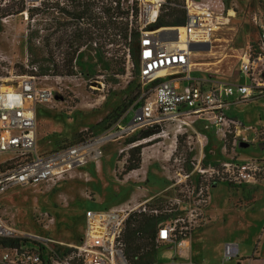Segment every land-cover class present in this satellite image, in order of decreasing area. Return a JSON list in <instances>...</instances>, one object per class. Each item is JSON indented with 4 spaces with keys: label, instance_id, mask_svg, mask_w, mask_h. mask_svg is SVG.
<instances>
[{
    "label": "rangeland",
    "instance_id": "rangeland-1",
    "mask_svg": "<svg viewBox=\"0 0 264 264\" xmlns=\"http://www.w3.org/2000/svg\"><path fill=\"white\" fill-rule=\"evenodd\" d=\"M174 1L180 4L183 1L185 5L186 0ZM223 2L227 13L231 14L230 22L212 35L211 51L193 54L192 63L196 72L192 75L210 76L217 81H235L238 84L245 82L243 75H239V55L257 41L253 18L258 9L255 0ZM18 3V0H0V88L10 86L14 76L30 74L34 72L31 67H36L35 76L47 78L37 80V87L54 92L51 100L36 109L38 149L55 150L92 136L102 139L96 144L101 153L96 161L91 159L58 181L15 187L0 195V218L19 232L52 239L55 244L50 245L49 250L62 254L67 246L81 243L85 214L89 211L107 212L120 207L141 210L144 204L160 211L166 208L176 210L174 200L181 199L190 204H187L188 208H199L193 214L201 213L197 215L198 226L190 236V251L194 260L219 264L224 259V247L229 244L236 245L238 252L226 264H264V258L260 257L261 247L264 248V212L261 206L256 205L255 191L240 185L228 187L224 182H213L208 175L198 174L189 163L186 164L191 155L197 156L196 149L189 153L187 142L191 140L180 135L175 140L171 128L162 125L157 133L150 136L147 135L150 127L124 131L129 102L143 89L132 66L128 46H124L121 40L112 41L105 46L103 61L97 58L95 51L84 46L74 57L72 74L63 69H51L46 75H39L41 65L30 64L27 53L29 20L26 10L4 17L7 12L17 10ZM53 14L57 18L62 17L57 11ZM36 21L39 23L36 45L43 51L40 60L50 58L61 64L66 49L65 46H55V43L63 32L59 31L52 37L50 49L45 51L43 38L47 32L44 24L49 20L44 14L38 15ZM80 26L86 25L82 22ZM146 27V30L161 28L154 25V28ZM68 29L73 28L68 26ZM122 64L124 72L120 75L117 70ZM263 103V100L256 99L230 105L228 114L243 124L244 132L237 138L236 144H232L233 150L227 153V157L223 156L213 131L205 130L202 124H195V129L209 138L203 161L214 164L232 157L236 162H256L260 168L258 201L264 200V126L260 124H264ZM86 132L90 134L86 135ZM142 132H146V137L134 143H125L132 135L144 136ZM136 146H142L140 168L124 174L128 151ZM3 159L0 157V161ZM182 160H185L183 166L191 176L183 187H173L171 180ZM206 197H210L206 203L200 202ZM180 207H185V204ZM254 208L257 211L251 214ZM183 214L177 209L169 216H158L166 219L180 215L184 218ZM45 215L52 219L51 223L47 222ZM173 250L170 246L158 248L156 263L168 261Z\"/></svg>",
    "mask_w": 264,
    "mask_h": 264
},
{
    "label": "built area",
    "instance_id": "built-area-1",
    "mask_svg": "<svg viewBox=\"0 0 264 264\" xmlns=\"http://www.w3.org/2000/svg\"><path fill=\"white\" fill-rule=\"evenodd\" d=\"M40 1L24 0V4L26 8L39 6ZM133 2L139 10L136 54L138 78L143 89L126 111L124 120H127V127L124 131L133 132L143 127L158 129L164 125L171 128L175 140L177 135L191 140L187 142L189 153L196 149L197 156L191 155L186 164L189 163L201 176L208 175L213 182L221 181L228 185L249 187L258 184L260 168L256 162L241 163L231 157L203 166L209 139L195 129V124H202L205 129L213 131L223 156L227 157V153L233 150L232 144L235 145L244 132L243 124L228 115L229 106L264 97V0H255L258 11L253 19L257 41L240 53L239 73L245 82L235 85H208V81L192 75L193 54L205 52H191L189 46L208 43L211 51L212 35L230 22L231 14L227 13L223 0H186L185 25L176 28V35L168 34L163 38L159 36V29L146 30V26L155 27L166 0H130L129 4ZM82 22L83 19L77 21L79 25ZM140 22L143 25L140 26ZM179 28L185 30L182 38ZM181 45L184 50L180 49ZM31 69L34 72L14 76L10 86L0 88V157L4 158L0 161V195L15 187L58 181L91 159L96 161L101 153L96 144L102 139L92 136L49 152L38 150L36 109L51 100L54 92L37 87V80L47 78L35 76L36 67ZM160 72L164 74L159 75ZM228 139L232 141L230 149L227 148ZM184 161L172 177L173 187H183L190 179L191 173H187ZM207 198L200 202L206 203ZM174 203L177 204L176 210L183 211L184 218L175 215L159 222L156 242L174 247L178 258L154 264H202L189 260L190 236L198 226L197 215H201L193 213L199 208H188V203L181 199H175ZM181 204L185 207H180ZM141 206V210L120 207L107 212H87L81 243L67 246L62 254L49 250V246L55 244L52 239L19 232L0 218V264H128L119 238L130 213L142 212L156 217L161 214L169 216L176 211L174 208L160 211L147 204ZM45 218L48 223L52 222L48 215ZM237 252L236 245L226 244L224 259L219 264H226Z\"/></svg>",
    "mask_w": 264,
    "mask_h": 264
},
{
    "label": "trees",
    "instance_id": "trees-1",
    "mask_svg": "<svg viewBox=\"0 0 264 264\" xmlns=\"http://www.w3.org/2000/svg\"><path fill=\"white\" fill-rule=\"evenodd\" d=\"M17 10L7 12L5 16L15 15L26 10L28 14L26 48L30 64L41 65L39 75H46L51 69L65 70L66 73H73V60L79 49L87 46L97 53L100 61L105 59L104 49L111 42H124L131 51L132 64L138 77V59L136 45L139 39V10L135 2L128 4V0H41L39 6L27 7L24 0H18ZM59 1H62L61 5ZM57 11L62 17H55L53 12ZM46 15L49 22L44 24L47 35L43 38V49H50V40L57 32L62 31V35L56 40L55 46H65L66 53L61 64H57L50 58L42 59L40 47L36 45L39 34V23L36 21L38 15ZM84 20L85 27H81L77 21ZM186 23V11L184 2L178 3L174 0H166L162 6L155 27H180ZM68 26L73 28L68 29ZM113 38V39H112ZM112 39V40H111ZM95 44V47L93 46ZM103 63V62H102ZM112 69V68H111ZM124 72L122 64L117 70L118 74ZM137 95L130 100L129 105L135 101ZM208 130V129H205ZM146 132H142L144 134ZM157 133V129L149 128L148 136ZM207 135V134H205ZM142 137L132 135L125 141L126 144L141 140ZM208 137V135H207ZM209 139V138H208ZM231 139L227 140V148H231ZM209 142L204 150L206 151ZM63 147V146H61ZM142 146H136L128 151V160L124 168V174L140 168ZM39 150V149H38ZM212 150V149H211ZM210 150V151H211ZM40 152H49L44 149ZM51 151V150H50ZM208 154H211L209 152ZM208 164L203 161V166ZM228 187H231L227 184ZM244 188V187H243ZM151 207V206H149ZM163 220L161 216H151L145 213H132L124 223L119 241L122 245V252L128 264H154L157 249L166 245L156 242L157 224Z\"/></svg>",
    "mask_w": 264,
    "mask_h": 264
},
{
    "label": "crops",
    "instance_id": "crops-1",
    "mask_svg": "<svg viewBox=\"0 0 264 264\" xmlns=\"http://www.w3.org/2000/svg\"><path fill=\"white\" fill-rule=\"evenodd\" d=\"M194 72H196V71H193V73ZM239 75H240V73H239ZM193 76H195V75H193ZM195 78H197V79H200V80H203V81H208V85H210V84H212V83H226V84H237V83H235V81H231V82H224V81H217V80H214V79H211L210 78V76H203V77H200V76H195ZM243 83V82H242ZM238 84H240V83H238ZM258 99H261V100H263L264 101V97H260V98H258ZM257 99V100H258ZM256 100V99H255ZM230 102H233L232 101V99H230L229 100ZM264 104V103H263ZM231 105H235V104H231ZM230 110V106H229V109H228V111ZM228 111H227V113H228ZM229 115V114H228ZM263 115H264V105H263ZM230 116V115H229ZM230 117H232V116H230ZM235 118V117H234ZM261 120V118H259V121ZM260 123V122H259ZM261 124V126L263 127L264 126V124H262V123H260ZM242 153V152H241ZM260 186V184H256L255 186H249V187H244L245 189H247V190H250V191H255V202H256V205H257V207L258 206H261L262 207V212H264V200H262V201H258L257 200V194H258V192H259V187ZM209 199H210V197H209ZM143 201H145V200H143ZM256 211H257V209H255L254 208V211H252L251 212V214H254V213H256ZM192 234H193V232H192ZM262 237H263V239L262 240H264V234L262 235ZM170 245H166L165 247H169ZM170 247H172V246H170ZM190 247H191V244H190ZM263 247V246H262ZM261 247V256L260 257H262V258H264V254L262 253L263 251H264V248H262ZM174 250H173V253H172V255H171V257H170V259L169 260H171L172 258H178V254H177V252H176V249L174 248V247H172ZM189 251H190V249H189ZM244 256H241V258H243ZM256 259H259V258H256ZM256 259H253V260H256ZM168 260V261H169ZM189 260H192V261H194V262H197V263H202V262H199V261H196V260H194L193 258H192V255H191V251H190V253H189ZM168 261H166V262H168ZM231 261V260H230ZM229 261V262H230ZM202 264H204V263H202ZM218 264V263H217Z\"/></svg>",
    "mask_w": 264,
    "mask_h": 264
},
{
    "label": "water",
    "instance_id": "water-1",
    "mask_svg": "<svg viewBox=\"0 0 264 264\" xmlns=\"http://www.w3.org/2000/svg\"><path fill=\"white\" fill-rule=\"evenodd\" d=\"M176 28L178 27H174V28H160V32H159V36L161 38L165 37L168 34H177ZM189 50L191 52H207L209 51V44L208 43H204V44H191L189 46Z\"/></svg>",
    "mask_w": 264,
    "mask_h": 264
},
{
    "label": "bare ground",
    "instance_id": "bare-ground-1",
    "mask_svg": "<svg viewBox=\"0 0 264 264\" xmlns=\"http://www.w3.org/2000/svg\"><path fill=\"white\" fill-rule=\"evenodd\" d=\"M178 31H179L180 37L182 38L183 37V34H184V31H185L184 28H179ZM180 49L181 50H184V47L181 45L180 46ZM193 66H194V64H193ZM163 74H164V72H160L159 75H163Z\"/></svg>",
    "mask_w": 264,
    "mask_h": 264
}]
</instances>
